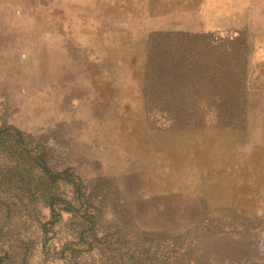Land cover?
<instances>
[{
  "label": "rangeland",
  "instance_id": "obj_1",
  "mask_svg": "<svg viewBox=\"0 0 264 264\" xmlns=\"http://www.w3.org/2000/svg\"><path fill=\"white\" fill-rule=\"evenodd\" d=\"M179 31L245 38L232 122L212 108L181 129L146 108L150 40ZM0 89L9 122L60 166L115 180L132 229L170 242L174 264H264V0H0Z\"/></svg>",
  "mask_w": 264,
  "mask_h": 264
},
{
  "label": "trees",
  "instance_id": "obj_2",
  "mask_svg": "<svg viewBox=\"0 0 264 264\" xmlns=\"http://www.w3.org/2000/svg\"><path fill=\"white\" fill-rule=\"evenodd\" d=\"M245 45L240 34L157 33L150 40L146 108H157L181 129L200 126L212 108L219 124L232 122L246 72ZM10 111L0 89V263L11 257L31 264L35 254L43 264L179 263L170 242L132 229L115 180L87 183L73 165L60 166L46 139L9 122ZM107 198L118 210L113 224L104 217ZM15 220L22 227L8 240L5 227Z\"/></svg>",
  "mask_w": 264,
  "mask_h": 264
},
{
  "label": "water",
  "instance_id": "obj_3",
  "mask_svg": "<svg viewBox=\"0 0 264 264\" xmlns=\"http://www.w3.org/2000/svg\"><path fill=\"white\" fill-rule=\"evenodd\" d=\"M228 31L229 32H237L235 29H232V28H228Z\"/></svg>",
  "mask_w": 264,
  "mask_h": 264
}]
</instances>
